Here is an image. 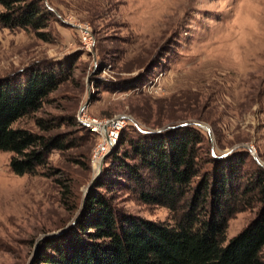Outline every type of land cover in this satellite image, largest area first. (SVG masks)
<instances>
[{"label":"rangeland","instance_id":"374dc122","mask_svg":"<svg viewBox=\"0 0 264 264\" xmlns=\"http://www.w3.org/2000/svg\"><path fill=\"white\" fill-rule=\"evenodd\" d=\"M43 2L53 14L50 41L0 27V81L23 84L33 68H61L66 78L13 127L57 136L63 147L34 175L12 172L13 153L0 150V264H30L37 240L73 218L62 190L82 202L97 174L91 157L99 138L78 123L79 113L99 120L128 116L127 137L191 127L203 138L199 146L210 149V156L199 151L202 171L212 170L208 160L236 154L245 158L244 179L264 168V0ZM79 26L88 28L93 43H85ZM36 118L53 127L41 131ZM115 202L145 218L173 219L167 208L144 204L127 189ZM258 207L228 219L226 241Z\"/></svg>","mask_w":264,"mask_h":264},{"label":"trees","instance_id":"16d2710c","mask_svg":"<svg viewBox=\"0 0 264 264\" xmlns=\"http://www.w3.org/2000/svg\"><path fill=\"white\" fill-rule=\"evenodd\" d=\"M43 1L0 0V27L50 41L53 14ZM58 69L33 68L23 84L0 81V150L13 153L9 166L16 174H38L50 152L63 147L57 136L13 127L66 78ZM36 125L41 131L53 127L41 118ZM124 129L82 207L64 186L61 202L73 218L40 241L30 264H264V168L244 179L245 158L236 154L208 160L212 170L202 171L199 151L210 156V149L199 146L203 138L186 125L138 130L134 137ZM124 189L144 204L167 208L172 221L126 211L115 202ZM256 204L255 217L226 241L228 219Z\"/></svg>","mask_w":264,"mask_h":264},{"label":"built area","instance_id":"2783aa9c","mask_svg":"<svg viewBox=\"0 0 264 264\" xmlns=\"http://www.w3.org/2000/svg\"><path fill=\"white\" fill-rule=\"evenodd\" d=\"M79 28L82 31L85 43L87 45L93 43L88 28L85 26H79ZM77 120L80 125L87 126L99 138L91 157L93 170L98 173L105 155L117 144L120 132L125 127L129 117L121 115L113 119L99 120L96 118L86 117L83 113H79Z\"/></svg>","mask_w":264,"mask_h":264},{"label":"water","instance_id":"95a60500","mask_svg":"<svg viewBox=\"0 0 264 264\" xmlns=\"http://www.w3.org/2000/svg\"><path fill=\"white\" fill-rule=\"evenodd\" d=\"M182 125H183V124H182ZM197 125H198L199 127L205 128V129L209 132L208 128L205 127L204 125H202V124H200V123H197ZM164 129H165V128H164ZM158 131H160V130H156V131H152V132H158ZM99 173H100V172H98V173L92 178L91 183L89 184V186H88L86 192L84 193V198H83V200H82L81 207L83 206V203H84V199H85L86 194H87L88 191L90 190V188H91V186H92V183H93L94 179L99 175ZM75 219H76V218H75ZM75 219L72 221V223H71L70 225H72V224L75 222ZM61 231H63V229H61V230H59V231H56V232H54V233H52V234H45V235H43L41 238H39V239L37 240L36 244H35V248H34L35 250H34V254H33L32 259H33L34 256H35V253H36V251H37L38 245H39V243H40L41 240H43V239L46 238V237H50V236L57 235V234H59Z\"/></svg>","mask_w":264,"mask_h":264}]
</instances>
